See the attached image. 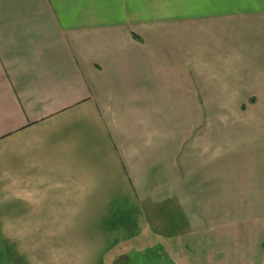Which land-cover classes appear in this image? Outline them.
Returning a JSON list of instances; mask_svg holds the SVG:
<instances>
[{
	"label": "crops",
	"instance_id": "crops-1",
	"mask_svg": "<svg viewBox=\"0 0 264 264\" xmlns=\"http://www.w3.org/2000/svg\"><path fill=\"white\" fill-rule=\"evenodd\" d=\"M147 231L264 264V0H0V264H149Z\"/></svg>",
	"mask_w": 264,
	"mask_h": 264
},
{
	"label": "rangeland",
	"instance_id": "rangeland-1",
	"mask_svg": "<svg viewBox=\"0 0 264 264\" xmlns=\"http://www.w3.org/2000/svg\"><path fill=\"white\" fill-rule=\"evenodd\" d=\"M155 226H158L160 228V224H155ZM159 234H155L154 232L152 231H147V235H146V238H144V240L148 241V242H151V248H149V250L151 249V251L153 253H151V251H148V253H151L149 255V259L151 260L149 264H162V260H161V257H162V239L160 238V236H158ZM158 236V237H157ZM140 240H143L142 238H140ZM237 255H230V256H221V260L225 258L230 261L229 263L230 264H233L235 262H238L237 258H236ZM138 258L141 257V256H137ZM143 257V256H142ZM251 257V256H249ZM261 256H259L257 259H260ZM250 259V258H249ZM220 260V261H221ZM219 262H215V264H218ZM221 264V263H219ZM223 264V263H222Z\"/></svg>",
	"mask_w": 264,
	"mask_h": 264
}]
</instances>
